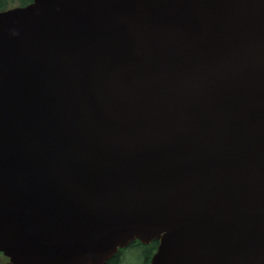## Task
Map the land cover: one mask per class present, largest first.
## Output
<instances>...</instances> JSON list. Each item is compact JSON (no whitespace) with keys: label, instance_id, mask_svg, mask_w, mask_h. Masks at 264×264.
<instances>
[{"label":"water","instance_id":"1","mask_svg":"<svg viewBox=\"0 0 264 264\" xmlns=\"http://www.w3.org/2000/svg\"><path fill=\"white\" fill-rule=\"evenodd\" d=\"M264 264V0H33L0 12L11 264Z\"/></svg>","mask_w":264,"mask_h":264},{"label":"flooded vegetation","instance_id":"2","mask_svg":"<svg viewBox=\"0 0 264 264\" xmlns=\"http://www.w3.org/2000/svg\"><path fill=\"white\" fill-rule=\"evenodd\" d=\"M33 0H0V12L6 11L13 8L24 7L30 4ZM158 241L154 240L150 243H143L139 240H135L128 244L126 247L119 249L112 257H117V260L112 264H125L129 250L136 247L138 251L142 252L144 257L149 256L148 262L145 264H150L152 256L157 250ZM147 252V253H146ZM110 260V259H108ZM106 260L103 264H108ZM0 264H10L9 258L0 252Z\"/></svg>","mask_w":264,"mask_h":264},{"label":"rangeland","instance_id":"3","mask_svg":"<svg viewBox=\"0 0 264 264\" xmlns=\"http://www.w3.org/2000/svg\"><path fill=\"white\" fill-rule=\"evenodd\" d=\"M125 259L127 260L125 264H145V261L148 262L149 256L144 257L140 250L138 251L136 247H133Z\"/></svg>","mask_w":264,"mask_h":264},{"label":"trees","instance_id":"4","mask_svg":"<svg viewBox=\"0 0 264 264\" xmlns=\"http://www.w3.org/2000/svg\"><path fill=\"white\" fill-rule=\"evenodd\" d=\"M146 253H147V252H146ZM109 259H110V260L107 259V260H108L107 263H108V264H112V263H114V262L117 260V257H110Z\"/></svg>","mask_w":264,"mask_h":264}]
</instances>
